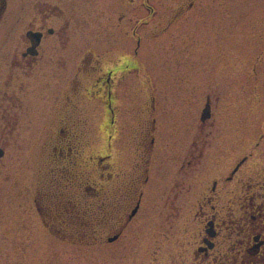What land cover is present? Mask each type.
I'll return each mask as SVG.
<instances>
[{"label": "flooded vegetation", "instance_id": "flooded-vegetation-1", "mask_svg": "<svg viewBox=\"0 0 264 264\" xmlns=\"http://www.w3.org/2000/svg\"><path fill=\"white\" fill-rule=\"evenodd\" d=\"M96 3L97 0H26L25 23L15 40L16 46L8 55L7 50H0V169L13 139L24 131L22 123L24 125L33 113L40 115L41 123L47 118L57 123L54 128L50 124L48 134L47 128L42 130L46 132L43 136L46 164L49 160L62 169L68 159L67 165H75L78 130L75 125H65V120L76 111L75 106L72 109L70 106L86 94L81 90H87L88 81H95L93 87L96 88L94 93L89 90V95L94 94L93 99L104 97L111 124L117 122L120 94L116 89L128 73L139 72V60L126 54L120 62L104 70L101 68L104 58H95L93 47L81 44L85 38L80 36H77L74 54L66 55L69 43L66 42L71 39L68 34L65 36V29L72 24L93 23ZM141 4L144 9L149 8L151 14L158 13L145 1ZM8 8V1L0 0V25ZM206 9L200 0H170L169 10L164 11L162 19L166 18V22L159 24L155 35L170 31L175 69L196 66L188 49L205 35L192 30L197 25H207L203 19ZM20 11L17 7L12 9L17 15L12 22L13 32L22 15ZM140 23L148 21L138 19L137 24ZM213 25V22L209 24ZM181 41L186 42L187 58L182 57ZM249 56L248 64L254 70V64L260 59L256 55ZM242 57L233 55L231 58L230 75L234 80L240 75L237 71L241 69V61L245 62ZM200 60L202 63L203 56ZM216 70L218 73L219 68ZM221 72L224 69L219 71L220 76ZM203 76L207 78L208 73L204 72ZM192 83L176 77L173 82L174 105L180 102L187 105L191 121L186 145L178 149L174 145L158 146L159 117L153 103L154 113L146 114L147 118L137 129L138 136L134 137L136 153L130 176L114 171L112 154L99 158V161L105 159L102 165L105 175L95 176L88 182L85 186L88 193L83 194L85 189H80L79 185L75 187L87 199L80 198L85 201L82 207L79 202L66 207L63 192L53 194L40 185L36 188L34 207L46 231L61 233V242L97 251L106 258V264H264L263 150H259L257 142L255 150L262 160L259 159V166L253 164L257 157L253 152L238 158L230 153V160L224 161L219 145L213 146L209 140L210 136L223 135V129L216 135L217 130L209 124L214 118L213 100L220 98L224 81L216 86L213 80L197 82L201 85L197 97H193L194 88L189 91ZM248 87L258 86L246 83L232 87L227 94L230 99L238 100L242 95L240 89ZM181 88L188 89L183 92L185 100L181 97ZM32 131L26 132L30 135ZM107 131L111 133L110 139L112 133L117 132L112 128ZM49 136L51 145L47 140ZM167 147L169 150H163ZM156 152L158 160L168 158L170 162L168 167L156 170L159 176L154 175L156 166L155 169L152 166ZM85 208L88 212L82 210ZM94 261V264H104L97 259Z\"/></svg>", "mask_w": 264, "mask_h": 264}, {"label": "rangeland", "instance_id": "rangeland-1", "mask_svg": "<svg viewBox=\"0 0 264 264\" xmlns=\"http://www.w3.org/2000/svg\"><path fill=\"white\" fill-rule=\"evenodd\" d=\"M7 1L9 8L0 25V50H7L6 55L16 46L15 40L25 23L23 11L26 7V0ZM143 1L158 13L153 15L149 8L144 9L141 4ZM200 2L207 6L203 13L207 25H197L192 32H203L205 35L195 46L188 49L196 66L189 65L185 69H175L173 66V41L169 36L170 31L162 36L155 35L159 32V24L166 22V18L162 19V16L166 14L164 11L169 10L170 0H97L93 23L72 24L65 29V36L68 37V34L71 39L66 42H69L66 44V55L74 54L77 36H80L85 38L81 44L93 47L95 58H104L101 66L104 70L110 69L113 63L120 62L126 54H132L139 60L140 70L128 73L121 85L119 83L118 90L116 89L120 100L117 101L119 113L114 124H111V117L107 115L104 97L93 99L94 94L90 96L88 93L89 90L95 92L93 80L88 81L87 90H81L82 94H86L81 96L79 102L70 106L71 109L75 106L76 111L70 115L69 120H65V125H75L78 130L75 138L78 158L74 161L75 165H67V159L63 162L64 165L61 164L63 168L58 169V164L49 160V164H46L43 160L46 153V139L43 136L46 132L42 130L48 129L50 124L52 128L57 127V123L49 122L46 117V122L41 123L40 115L35 113L24 125L22 123L21 130L25 132L17 135L15 142L13 139L0 169V264H94V259L106 264V258L101 257L97 251L94 253L88 248H79L72 242H61V233L46 231L34 207V192L39 185L46 186L53 194L63 192L66 207L75 202H79L82 207L87 199L75 187L79 185L80 189H85L95 176L105 175L102 168L105 159L99 161V158L109 154L113 155L114 171L118 175L130 176L136 153L134 137L138 136L137 129L147 118L146 114L151 111L154 113L153 103L156 104L155 113L159 117L158 146L174 145L178 149L186 145L191 133V121L187 115V105L181 102L174 105L172 93L175 77L193 82L189 87V91L194 88L193 97H197L200 91L201 85L197 82L213 80L216 86L223 79L224 88L220 89V98L213 100L214 118L209 127L213 126L217 130L216 135L222 131L224 137L210 136L211 144L219 145L218 151L225 155L224 161L230 160V153L238 158L248 152L257 155L253 160L254 165L259 166L261 154L264 161V136H261L264 135V0ZM14 7L21 9L19 14L22 15L13 32L12 22L17 16L12 13ZM138 19H147L148 23L137 24ZM212 22L214 25L211 27L209 24ZM180 48L182 57L185 55L187 58L185 41H181ZM251 54L260 59L259 63L254 64V70L249 65ZM233 55H241L245 61H241V69L237 71L240 75L235 80L230 75ZM200 56H203L202 63ZM213 68L215 73L212 72ZM221 68L224 72L220 76ZM204 72L208 73L207 78L203 76ZM246 83H256L258 87L241 88L240 99H230L227 92L232 87L238 88ZM181 91V97L185 100L186 95L183 92L188 89L181 88ZM56 104L55 101L54 106ZM109 128L117 130L112 133V139L107 131ZM31 129L34 131L28 135L30 132L26 131ZM49 132L50 129L47 134ZM49 137L47 140L51 145L53 142L51 143ZM257 142L260 145L259 150H263L261 154L255 150ZM163 150H169V147ZM168 153L166 154L169 155ZM157 155L156 152L152 162L154 169L156 166L155 176H159L158 172L162 170L160 167L170 165L168 158L158 160ZM178 155L179 153L177 160ZM70 159L73 160L71 156ZM56 167L57 170H54ZM84 192L88 193L87 188L83 194ZM5 194L6 197H3ZM82 210L88 212L87 208Z\"/></svg>", "mask_w": 264, "mask_h": 264}]
</instances>
